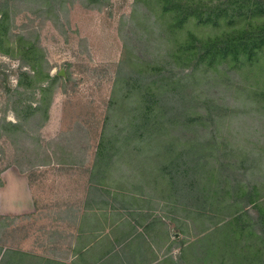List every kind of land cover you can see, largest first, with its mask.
I'll use <instances>...</instances> for the list:
<instances>
[{
    "label": "rangeland",
    "instance_id": "374dc122",
    "mask_svg": "<svg viewBox=\"0 0 264 264\" xmlns=\"http://www.w3.org/2000/svg\"><path fill=\"white\" fill-rule=\"evenodd\" d=\"M147 70H157L163 84L183 87L184 117L192 124L185 128L164 115L149 144L139 138L106 146L112 160L96 166L105 136L121 140L134 131L127 111L139 103L136 75ZM118 73L126 78L122 89L134 78L136 91L114 106ZM191 144L200 164L191 166L195 176L171 160ZM9 169L26 173L40 192L73 186L87 193L92 186L98 264H233L254 247L264 251V243L253 247L245 237L234 249L215 234L205 239L219 212L193 218L187 194L202 188L203 196L223 195L228 178L255 188L264 201V5L0 0V175ZM175 170L185 171L183 197L167 182ZM11 224L17 233H10ZM25 238L24 220L0 216V260ZM14 253L18 264L40 259Z\"/></svg>",
    "mask_w": 264,
    "mask_h": 264
},
{
    "label": "trees",
    "instance_id": "16d2710c",
    "mask_svg": "<svg viewBox=\"0 0 264 264\" xmlns=\"http://www.w3.org/2000/svg\"><path fill=\"white\" fill-rule=\"evenodd\" d=\"M121 71V70H119ZM141 78V87L136 95H138L139 103L137 107L131 108L130 112L133 113L132 119L129 121L128 125H134V131L128 133L124 138L120 140L119 134H114L111 137L105 136L102 139L100 145L99 154L96 157L95 165L103 164L105 160L111 158L112 155L107 156L106 146L115 147L120 144L130 146L135 141L144 142V138L147 139V144L150 143V138L154 132V128L159 124L158 120L164 115H169L174 118L175 123L181 124V126L187 128L192 122L189 117L185 118L187 113L186 98L184 97V91L182 86L176 84H163L159 79L161 75L157 70H147L138 73ZM126 78L120 73L115 82V92L113 93V98L111 100L112 105L114 103L118 104V100L130 98L136 91L135 83H133L134 78L130 79L128 82L129 90L124 91L123 83ZM123 93L121 97L116 96L117 93ZM116 105V104H115ZM114 105V106H115ZM112 107V106H111ZM119 112L122 111L123 103L118 105ZM140 120L139 125L136 121ZM104 136V135H103ZM199 146V145H198ZM196 145L189 147L188 151L183 154H176L175 157H171L174 162H181L180 165L190 167L195 165L199 166ZM169 152V151H168ZM99 166V165H98ZM236 166V165H235ZM240 166V164H239ZM231 171L236 173L239 168L230 165ZM174 169V166L173 168ZM194 168L190 172V175L195 176ZM245 170H242L244 172ZM163 174V173H162ZM171 176L168 179V183L172 189H175L180 195V192L184 194V179L185 171L182 172H170ZM228 178L224 180V194L222 190H216L214 193L209 194L207 192L206 196L200 194L197 189H192L193 192H188L193 204V212L191 215L193 218L207 217L208 219L219 212L218 215L220 219L217 223L213 225L211 231L205 234V239L211 237L212 235H217V239H221L224 242L223 246H228L232 249L239 246L241 237H245L247 241H251L254 245H259L264 243V201H261V197L257 195L256 189L251 187L239 186L238 183L234 182L230 184ZM222 185V183H221ZM193 188V187H192ZM221 195V196H220ZM181 197V198H182ZM203 205L205 210L201 209L200 206ZM252 206L254 212H250L248 208ZM195 209V210H194ZM199 211L201 213H199ZM225 219L227 222L222 223ZM233 235V236H231ZM236 237V238H235ZM247 249V248H246ZM253 251L249 254H239L235 256L233 264H264V251L258 248H252Z\"/></svg>",
    "mask_w": 264,
    "mask_h": 264
},
{
    "label": "crops",
    "instance_id": "0c3cea01",
    "mask_svg": "<svg viewBox=\"0 0 264 264\" xmlns=\"http://www.w3.org/2000/svg\"><path fill=\"white\" fill-rule=\"evenodd\" d=\"M256 1L264 5V0ZM16 171L9 169L0 175V216L24 220L26 238L23 245L9 252L8 259L2 253L0 264H18L14 252L40 256L36 264H98L97 236L92 228V217L95 226L97 214L90 206L96 199L92 186L87 193L73 186L69 191L40 192L33 188L26 173ZM16 226L10 225V233H17ZM114 251L112 247L102 260Z\"/></svg>",
    "mask_w": 264,
    "mask_h": 264
}]
</instances>
